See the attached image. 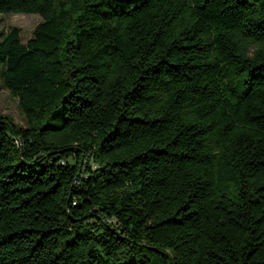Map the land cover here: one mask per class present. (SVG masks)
<instances>
[{
    "label": "trees",
    "instance_id": "trees-1",
    "mask_svg": "<svg viewBox=\"0 0 264 264\" xmlns=\"http://www.w3.org/2000/svg\"><path fill=\"white\" fill-rule=\"evenodd\" d=\"M0 264H264V0H0Z\"/></svg>",
    "mask_w": 264,
    "mask_h": 264
},
{
    "label": "rangeland",
    "instance_id": "rangeland-1",
    "mask_svg": "<svg viewBox=\"0 0 264 264\" xmlns=\"http://www.w3.org/2000/svg\"><path fill=\"white\" fill-rule=\"evenodd\" d=\"M42 21L39 14L34 13H6L0 14V40L12 28L20 29L23 43L32 36L36 26ZM0 116L11 118L14 123L26 126L24 112L20 109L18 98L4 86L2 80V68L0 67Z\"/></svg>",
    "mask_w": 264,
    "mask_h": 264
}]
</instances>
